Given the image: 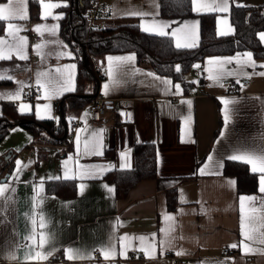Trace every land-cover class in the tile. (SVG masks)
Masks as SVG:
<instances>
[{
  "label": "crops",
  "instance_id": "crops-1",
  "mask_svg": "<svg viewBox=\"0 0 264 264\" xmlns=\"http://www.w3.org/2000/svg\"><path fill=\"white\" fill-rule=\"evenodd\" d=\"M30 1L27 0L26 4L28 18L10 21L20 27L21 31L18 35L27 38L28 59L21 61L13 56L9 61H0V72L12 76V80L0 84V113L3 112V102L11 101L16 104L18 110L21 103L31 105L30 111L21 113H33L36 117V106L48 103L42 98V90L41 93L37 92L35 83L37 74L48 72L55 76L56 67L75 63L76 83L78 63L75 52L61 34V20L65 15L63 7L68 4V0H43L45 4L62 5L50 10H45L40 0H35L39 3L37 18L32 17ZM103 1L107 5L106 26H114L126 19L135 20L140 24L139 17L126 15L131 11H140L148 13L145 20L155 18L170 23L172 27L177 26L175 22L199 20L201 31L200 15L192 13L185 16H163L162 0ZM3 2L6 0H0V3ZM235 5L259 6L264 5V0H229V13H215L216 17L226 16L229 19L234 29L233 34L235 25L231 12ZM46 11H50L52 15L43 19ZM56 15L62 18L53 19ZM7 23L5 22V29L0 37H5ZM37 25L44 26L41 29L43 34L35 31ZM52 25H58L55 36L45 30ZM168 30L171 31V28ZM36 37H40V40ZM53 41L55 43H52ZM38 44L45 45L39 50L40 54L35 50V45ZM64 45H67V48ZM62 51L71 52L72 56L58 59L57 53ZM133 53L135 62L134 65H129V69H139L140 72L135 76L118 77L121 83L105 96L103 84L108 82L104 73V68L107 67L106 57ZM235 54L206 57L199 63L202 66L201 71L193 68L186 75L187 82L198 81L188 87L180 81H175L171 76L155 72L147 64L139 63L135 52L109 53L95 58L103 75L98 92L101 96L114 98L116 105L109 109L100 121L93 119L94 102L75 114L74 122L77 121L78 124L74 123V129L84 127L85 119L90 130L105 129L103 156L90 157L82 160L81 163L111 164L114 166L113 169H119V152L130 148L131 168H134L135 146L138 143L152 142L157 147V176L138 182L126 198H117L115 185L103 179L107 172L101 178L84 181L87 187L83 194H80L79 190L73 197L48 193L47 177L62 175L63 161L75 152L73 143L75 131L73 130L71 143L68 146L65 143H52L46 139L32 142V134L27 128L21 125L11 128L7 136L5 135L6 145L0 149V181H3L2 178L8 174L6 180L9 188L15 189L10 199L4 200L0 197L5 205V212L0 215V264H173L172 258L164 255L168 250L174 255L177 251H183L184 254L179 257L185 259L188 264H225V262L226 264H264V244L259 243V231L264 229L260 228L258 223L255 224L258 229L257 240L245 241L254 249L253 253L248 252L240 243L243 237L239 209L241 195L257 196V206L262 207L259 201L264 199V194L259 193L258 189L256 192L240 193L237 177L224 171L227 155L244 153L264 155V76L255 74L264 71V68L259 67L264 65V58L253 56L258 67L255 70L245 68L243 71L247 72L248 76L225 77L219 84L209 81L206 78L207 73L203 71L208 58ZM228 67L239 71L235 64ZM147 72L169 78L173 84L180 83L184 90L182 95L165 94L163 85L143 74ZM228 79L235 82L236 79L240 80L236 91H230L223 83ZM21 84L24 85L22 90ZM241 85H243L242 89ZM89 88L93 89L94 83H89ZM16 91H21L20 100L6 98L7 94ZM38 95H41L40 99H37ZM59 98L51 101L54 117H60L59 110L54 107ZM221 98L237 101L229 105L232 109V120L226 132ZM181 99L192 101L191 139L183 142L181 139L183 123L180 116L188 114V108L180 103ZM41 110L43 111V108ZM86 112L88 115L85 118ZM121 113L130 115L123 116ZM221 132H225L223 139ZM85 135L87 133H82V136ZM208 156L214 158L210 169H217V161L223 166L215 172L199 175L198 169L204 163H208ZM17 159L27 165L18 181L11 176ZM69 167H73L71 161ZM41 178L45 180L44 192L48 197L41 205L47 227L41 230L37 225V230L54 235L56 250L46 260L26 261L25 256L31 244L30 241L26 244V238L30 234L32 225L25 214L31 211L32 184L38 183ZM79 182L77 181V184ZM104 185L113 187L114 193L109 194ZM171 189H175L177 193L175 208H170L168 203V191ZM5 196H9V193H5ZM40 210L37 209V214ZM262 212L254 214L259 217ZM251 214L253 213L246 202L245 215ZM165 215H172L174 220L165 221ZM172 228L174 230H171ZM249 230L246 223L245 231ZM123 235L148 237L145 244L155 245L153 257L149 258L144 252L139 251L140 242L136 239L129 242L130 247L126 257L120 256L119 237ZM233 243L238 245L236 249L230 247ZM110 244L115 245L116 256L106 260L102 251L108 249ZM66 247L81 249L90 258L69 261L63 251ZM226 248L230 250L229 254L224 253ZM38 250L47 254L49 245ZM11 256H15V259H10Z\"/></svg>",
  "mask_w": 264,
  "mask_h": 264
},
{
  "label": "snow or ice",
  "instance_id": "snow-or-ice-1",
  "mask_svg": "<svg viewBox=\"0 0 264 264\" xmlns=\"http://www.w3.org/2000/svg\"><path fill=\"white\" fill-rule=\"evenodd\" d=\"M27 0H6V2L0 3V22H8L5 32V37H0V61H9L15 56L21 61L28 59L27 56V38L21 37L18 33L21 31L18 25L11 23L13 20H25L28 18ZM41 6L45 10H50L54 8L61 7V4L57 3H47L45 4L43 0H40ZM190 11L196 15L210 14V13H229V0H189ZM242 5H237L241 7ZM52 15L50 11H46L43 19H47L48 16ZM129 17H139L141 23L138 25L139 29L150 35H155L158 37H165L172 40L175 44L176 49H196L200 45V21L193 20L190 22L179 21L175 22L176 27H172L170 23L158 21L155 18L151 20H145L144 18L148 16V13L140 11H131L126 14ZM62 16L56 15L53 17L55 20L61 19ZM44 26L37 25L35 31L40 32ZM58 25H52L50 28L45 30L50 32L53 36L57 33ZM171 28V31L168 29ZM234 29L229 22V19L226 16H217L216 17V30L215 34L219 37H228L232 35ZM258 40L261 44H264V31L259 32ZM52 43H55L53 41ZM45 47L44 44L35 45V50L38 54L39 50ZM67 48V45H64ZM72 53L68 51H62L57 53V58L60 57H71ZM107 67L104 68L105 76L107 77L106 83L103 84V94L108 96L111 89L116 87L121 83L123 77L135 76L140 72L139 69H129V65H134L135 54L121 55V56H112L109 55L106 57ZM235 64L239 71L232 70L228 66ZM76 64H66L63 66H58L55 68V76L50 75L48 72H40L37 74L36 85L37 92L41 93L42 98L48 103L37 105L35 109V115L37 119L40 120H53L55 119L57 123L60 122V117H54L52 114V104L51 101L54 98L63 96L66 93L74 92L76 90ZM193 68L200 69L201 65L199 63L193 64ZM257 64L253 59L252 51H245L243 53L237 52L233 56H216L210 57L206 60V67L203 69L207 73V79L214 83L219 84L225 77H238L240 75L248 76L249 74L243 71L245 68H252L255 70ZM259 67L264 68V65H259ZM181 66L179 64L175 65V72H181ZM5 72L7 70H4ZM147 77H151L153 80L158 81L163 85V91L165 94H172L181 96L183 89L180 83L173 84V81L169 78H164L156 75L152 72L143 73ZM259 76H264V71L255 73ZM120 77V78H118ZM12 80L11 75H5L3 72H0V81ZM191 83H198V81H192ZM236 83L239 84L240 80L236 79ZM21 90L24 85H20ZM243 85H241V89ZM174 89V91H173ZM31 94V93H29ZM41 95L37 96V99L41 98ZM6 98L8 100H20L21 91H16L15 93L7 94ZM180 103L186 105L188 108V114L180 116V119L183 123V135L181 137L182 142L185 140L191 139V125H192V115H191V100L181 99ZM221 103L223 104V122L225 132L228 130V126L232 120V109L229 105L237 103V101L221 98ZM43 108V111L41 110ZM31 105L27 103H21L19 105V111L25 112L30 111ZM88 113L84 114L86 118ZM123 116H129L128 113H121ZM69 121L73 120V117L68 118ZM84 127L75 128V139L74 154H70L62 163V175L57 176H48V181H80L77 184L80 194H83L84 190L87 187V184L84 182L89 179H98L103 176L104 173L113 169L111 164H96V163H81L82 160H85L90 157H100L103 156L105 151V129H93L90 130L87 126V120H84ZM225 132H221V138L225 136ZM82 133H87V135L82 136ZM131 149H124L119 152L120 164L119 169H129L131 168L130 162ZM213 156H208V163H204L202 167L198 169L199 175L209 174L211 172L217 171L221 165L217 161V169H210V164L213 161ZM72 162L73 167H69V162ZM227 161L233 162H242L246 165H250V171L252 174H258V191L261 194H264V155H253L250 153L244 154H231L227 155ZM31 163V161H29ZM27 165L22 164V162L17 159L15 161V170L11 174L14 180H19L20 174L23 172L24 168ZM229 183H234V181H229ZM45 180L41 178L38 183L32 184L33 195L30 198L31 202V211L26 213V219L31 222L30 234L26 238V244L30 241L29 251L25 256L26 261L30 260H46L48 259L53 252L56 250L54 243L55 237L52 233L46 231L37 230V225L39 229L43 230L47 227V222L43 214L41 205L48 197L44 192ZM109 194L114 193V188L108 185H104ZM15 189L9 188L7 180L0 181V197H3L4 200L11 198V195L14 194ZM5 193H9V196H5ZM4 200H0V215H3L5 212ZM257 196L255 195H241L239 197V209H240V227L242 240L241 244L244 245L245 249L248 252L253 253L254 249L245 243V241L255 242L257 240V231L255 224H259L260 228L264 229V212H262V207H264V199H260L259 205L257 206ZM249 207L250 211L253 213L251 215H245V208ZM37 209H41L39 214H37ZM262 212V214L257 217L254 213ZM165 221H173L174 217L172 215H165ZM246 223L249 227V231H245ZM119 226V225H117ZM171 230H174L172 228ZM162 231H167L162 229ZM155 234H153L154 237ZM133 239L139 240L140 248L139 251L144 252L145 256L152 258L154 255V244L146 245L145 241L148 237L144 235L140 236H129L123 235L119 237L120 241V256L126 257L127 251L129 250V242ZM259 243L264 244V231H259ZM45 245H49V250L47 254L43 253L38 249H44ZM232 249H236L238 245L236 243L231 244ZM135 250V249H133ZM65 252V257L69 261L82 260L87 257L86 254L78 248L66 247L63 249ZM104 259L114 258L116 256L115 245H111L108 249L102 251ZM177 256L183 255V251H177L175 253ZM10 259H15V256H11ZM226 264V262H225Z\"/></svg>",
  "mask_w": 264,
  "mask_h": 264
},
{
  "label": "trees",
  "instance_id": "trees-1",
  "mask_svg": "<svg viewBox=\"0 0 264 264\" xmlns=\"http://www.w3.org/2000/svg\"><path fill=\"white\" fill-rule=\"evenodd\" d=\"M95 0H80L79 12L75 11L76 1L68 0L63 7L65 15L61 20V34L76 54L78 73L76 90L66 93L58 99L60 122L37 119L33 113H21L16 104L3 102L0 113V140L16 125L27 128L32 134V142L46 139L52 143H71L74 130L75 114L94 102L99 94V84L103 78L95 58L109 53L135 52L139 63L147 64L155 72L171 76L185 87L191 86L186 75L193 70L192 65L201 63L212 55L233 54L252 51L253 56L264 58V44L258 40V33L264 30V5L232 7L231 18L235 25V33L228 37H217L216 14H203L201 17L200 45L196 49H176L172 40L142 32L139 23L132 19L120 21L114 26L103 28L90 27L87 20L94 7ZM33 18L39 16V3L30 1ZM163 16H185L192 14L189 0H162ZM5 22H0V34L4 32ZM84 50L87 52L86 63L83 60ZM181 66V72H175V65ZM88 67L91 69L89 70ZM6 81H0V84ZM94 88H89V83ZM188 92V90H186ZM69 117L74 119L69 121ZM136 165L131 169H113L103 179L115 185L117 198H126L129 191L140 181L154 178L158 174L157 147L152 142L138 143L135 146ZM226 174L237 177L240 193L256 192L258 174H252L250 166L242 162L226 161ZM1 174V171H0ZM48 193L61 197H73L77 194V181H49L46 183ZM177 193L175 189L168 191L170 208H175ZM36 264V263H23Z\"/></svg>",
  "mask_w": 264,
  "mask_h": 264
},
{
  "label": "built area",
  "instance_id": "built-area-1",
  "mask_svg": "<svg viewBox=\"0 0 264 264\" xmlns=\"http://www.w3.org/2000/svg\"><path fill=\"white\" fill-rule=\"evenodd\" d=\"M264 11V7H263ZM107 15V5L103 0H95L94 7L89 12L87 20L89 22L90 27L94 28H103L105 27V18ZM37 40H40V37H36ZM202 66L200 69L196 71H201ZM225 85L228 86L230 91L237 90V83L231 79L225 80L223 82ZM116 105L115 99L110 97H104L100 94L97 95L96 99L94 100V108H93V119L95 121H100L102 116L111 108H114ZM55 109H58V104L55 103ZM78 124V122H74ZM225 254H229L230 250L228 248L224 249ZM166 257H170L173 260V264H188L185 259L174 255L172 251L168 250L164 252ZM135 257V254L133 255Z\"/></svg>",
  "mask_w": 264,
  "mask_h": 264
},
{
  "label": "water",
  "instance_id": "water-1",
  "mask_svg": "<svg viewBox=\"0 0 264 264\" xmlns=\"http://www.w3.org/2000/svg\"><path fill=\"white\" fill-rule=\"evenodd\" d=\"M75 1H76L75 11L79 12V1L80 0H75ZM86 56H87V52H86V50H84L83 60L85 61V63H86ZM88 69L91 70L89 67H88ZM7 176H8V174L5 177H3L2 180L3 181L6 180Z\"/></svg>",
  "mask_w": 264,
  "mask_h": 264
},
{
  "label": "rangeland",
  "instance_id": "rangeland-1",
  "mask_svg": "<svg viewBox=\"0 0 264 264\" xmlns=\"http://www.w3.org/2000/svg\"><path fill=\"white\" fill-rule=\"evenodd\" d=\"M7 136V135H6ZM6 136L0 140V149H3V147L6 145ZM12 137V136H11ZM15 138V137H12ZM11 138V139H12ZM14 140V139H13Z\"/></svg>",
  "mask_w": 264,
  "mask_h": 264
}]
</instances>
